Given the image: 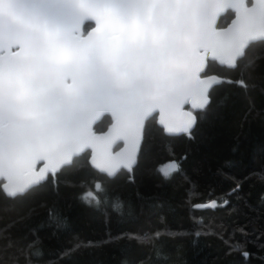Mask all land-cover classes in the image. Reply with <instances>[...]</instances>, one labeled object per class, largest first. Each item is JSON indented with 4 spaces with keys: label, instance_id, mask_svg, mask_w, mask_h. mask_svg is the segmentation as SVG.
<instances>
[{
    "label": "snow or ice",
    "instance_id": "6c2138e0",
    "mask_svg": "<svg viewBox=\"0 0 264 264\" xmlns=\"http://www.w3.org/2000/svg\"><path fill=\"white\" fill-rule=\"evenodd\" d=\"M257 43L264 0H0V189L16 197L54 182L87 149L98 174L130 170L152 114L166 133L191 135L197 116L184 106L209 105L214 64L235 68ZM104 113L111 126L97 133ZM95 187L82 199L99 205L106 189ZM241 189L197 207L223 208Z\"/></svg>",
    "mask_w": 264,
    "mask_h": 264
},
{
    "label": "trees",
    "instance_id": "16d2710c",
    "mask_svg": "<svg viewBox=\"0 0 264 264\" xmlns=\"http://www.w3.org/2000/svg\"><path fill=\"white\" fill-rule=\"evenodd\" d=\"M211 71L220 83L191 135L165 136L148 119L129 172L108 178L82 154L54 182L13 198L0 189V264H264V43ZM108 124L102 117L94 130ZM172 162L179 171L166 178L158 169ZM98 181L107 200L85 202L100 195ZM236 183L227 206L197 207L219 204Z\"/></svg>",
    "mask_w": 264,
    "mask_h": 264
},
{
    "label": "water",
    "instance_id": "95a60500",
    "mask_svg": "<svg viewBox=\"0 0 264 264\" xmlns=\"http://www.w3.org/2000/svg\"><path fill=\"white\" fill-rule=\"evenodd\" d=\"M216 64L218 65V66H224V67H226V68H229L228 66H226V65H220L218 62H216ZM230 69H232V68H230ZM218 78V80L220 81V78L219 77H217ZM219 84V83H218ZM217 85V84H216ZM184 110L185 111H192L193 112V114L194 113H196V112H199V111H201V110H198V109H192L191 108V105L190 104H186L185 106H184ZM107 117L109 120H110V123L107 125V127H106V129L103 131V132H106L108 129H109V127L111 126V123H112V117H111V115L109 114V113H104V114H102L101 116H100V118L94 123V125H93V127L100 121V119L102 118V117ZM152 117H155V123H156V126L159 128V129H161L162 130V132H163V134L165 135V136H168V137H178V136H180V135H182V134H185L184 132H180V133H174V134H169V133H166L165 131H164V129H163V126L162 125H160L159 124V113L158 112H156V113H153L152 114V116L150 117V118H152ZM149 118V119H150ZM117 147V148H116ZM123 147V141H118L114 146H113V151H119L121 148ZM116 148V149H115ZM86 152H88V159H87V164H88V166L91 168V169H93L94 171H96L91 165H90V163H89V158H90V153H91V149H87L86 151H85V153ZM42 163L43 162H41L40 164H38L37 165V168H40V167H42ZM135 166V164L132 166V168ZM67 167V166H66ZM131 168V169H132ZM130 169V170H131ZM121 170H123V171H126V172H129L130 170H128V169H121ZM103 175H105L106 177H108V178H112V177H109V176H107V174H103ZM0 181H1V185L3 184V183H5V181H3L2 179H0ZM42 183V182H41ZM37 185H34V186H32L31 188H33V187H36ZM2 190V189H1ZM3 192V191H2ZM4 193V192H3ZM5 194V193H4ZM24 194V193H23ZM20 195H22V194H20ZM20 195H18V196H20ZM5 196L6 197H8V198H13V197H9V196H7L6 194H5ZM207 205V204H206Z\"/></svg>",
    "mask_w": 264,
    "mask_h": 264
},
{
    "label": "flooded vegetation",
    "instance_id": "af4514ba",
    "mask_svg": "<svg viewBox=\"0 0 264 264\" xmlns=\"http://www.w3.org/2000/svg\"><path fill=\"white\" fill-rule=\"evenodd\" d=\"M105 117V116H104ZM155 118V117H154ZM101 120V119H100ZM109 120V119H108ZM109 123H110V120H109ZM107 127V126H106ZM94 128V127H93ZM106 129V128H105ZM117 148V147H116ZM115 148V149H116ZM84 154H86L87 155V159H88V152H86V153H84ZM82 155V154H81ZM1 182V181H0Z\"/></svg>",
    "mask_w": 264,
    "mask_h": 264
},
{
    "label": "rangeland",
    "instance_id": "374dc122",
    "mask_svg": "<svg viewBox=\"0 0 264 264\" xmlns=\"http://www.w3.org/2000/svg\"><path fill=\"white\" fill-rule=\"evenodd\" d=\"M166 165H169V164L166 163V164H164V165H162V166H166Z\"/></svg>",
    "mask_w": 264,
    "mask_h": 264
}]
</instances>
